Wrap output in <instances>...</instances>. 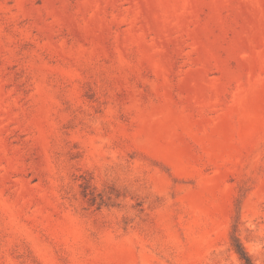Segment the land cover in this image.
Wrapping results in <instances>:
<instances>
[{
	"label": "rangeland",
	"instance_id": "obj_1",
	"mask_svg": "<svg viewBox=\"0 0 264 264\" xmlns=\"http://www.w3.org/2000/svg\"><path fill=\"white\" fill-rule=\"evenodd\" d=\"M264 264V0H0V264Z\"/></svg>",
	"mask_w": 264,
	"mask_h": 264
},
{
	"label": "trees",
	"instance_id": "obj_2",
	"mask_svg": "<svg viewBox=\"0 0 264 264\" xmlns=\"http://www.w3.org/2000/svg\"><path fill=\"white\" fill-rule=\"evenodd\" d=\"M236 251L239 254L240 258L246 262L245 264H252L250 257L241 245H238Z\"/></svg>",
	"mask_w": 264,
	"mask_h": 264
}]
</instances>
